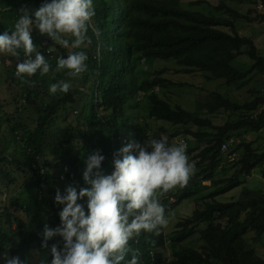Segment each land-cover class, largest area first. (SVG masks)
Segmentation results:
<instances>
[{
  "label": "trees",
  "instance_id": "1",
  "mask_svg": "<svg viewBox=\"0 0 264 264\" xmlns=\"http://www.w3.org/2000/svg\"><path fill=\"white\" fill-rule=\"evenodd\" d=\"M183 1L93 0L95 16L88 32L95 42L94 55H90L89 61H86L88 70L81 74V77L91 82L93 114L87 125L91 126L94 132H85V143L74 152V156L68 161L69 164L78 165L80 161L86 163L88 157L95 152H99L105 159H122V156L118 155L121 149L130 143H137L133 134L136 127L131 125L130 117L126 113L133 97L136 98L135 103L138 106L141 105L140 100L146 99L150 119L172 125L213 128L211 121L199 113L202 107L210 113H214L218 108L232 113L246 112L235 126L218 128V135L213 139L208 134L187 131L186 134L193 135L198 141L196 147L187 150V155L197 153L192 158L198 162L196 166L202 169L199 172L207 174V179H211L213 172L219 167L223 158L221 147L228 142V137L233 132H259L264 128L263 97L240 105L226 99L221 93L213 92L209 101L202 103L199 109L190 111L181 106L173 107L157 93H151L154 87H167L172 84L168 79L159 77L140 81L136 76L138 64L153 60H174L186 73H206L209 80L224 79L230 86L245 81L252 72L264 73V56L260 54L254 40L241 36L235 27L237 20L246 19L247 16L230 5L253 0H219L215 6L208 0H197L193 3L211 7L215 11L214 14L186 9ZM260 1L264 6V0ZM45 2L50 0H0V34H10L14 30L15 24L23 15L20 11L22 7L27 6L34 12ZM257 18L264 20V11ZM223 28L230 29L231 32ZM33 29L38 28L33 25ZM45 37L51 45H55L49 37ZM56 48L57 59L67 58V48L61 45ZM243 54L252 62L245 70L237 65L238 58ZM13 61L16 68L17 64L21 63L14 59ZM139 91L144 93L140 100L137 99ZM23 96L28 104L36 108L40 117L35 130L22 135L21 139L27 148L21 155L24 158L22 163L26 169L33 171L36 187L41 190L42 202L56 212L57 206L46 198V195L52 194V190L45 189L46 186H54L56 178L45 164L41 165L39 159L44 155L48 129L56 119L58 111L66 108L68 104H76L77 100L71 90L63 98L46 100L43 103L38 101L37 94L31 89H27ZM13 123L11 135L16 141L19 126ZM241 146L244 153L237 162V177L250 176L259 167L264 177V145L258 148L250 143H243ZM115 147L116 150L113 149ZM132 154L138 155V152L134 149ZM14 155L12 160L0 159V179L8 181L9 184H13L15 179L5 165L21 162ZM205 163L208 165L203 168ZM73 174L70 170L69 178H72ZM197 177L200 175L197 174ZM240 185L243 184L234 182L232 187ZM189 186L190 183L179 190L181 194L173 204H170V199L164 195L162 204L165 214L192 196ZM228 189L211 194L208 197L210 201L204 202L203 207L197 209L192 217L178 224V231L170 240V259L162 252L167 241L165 227L160 229L159 235L141 232L139 236L134 237L129 245L133 252L138 253L139 264H264V259L248 248L245 242L249 232H253L257 239L264 235V189L252 190L244 187L240 199L232 202L219 201L217 197ZM76 190L78 192L80 188ZM1 216L5 214H0ZM7 221L12 222V219L9 217ZM58 222L61 225V219L58 218ZM201 223H205L206 227L197 229ZM196 233L205 242L201 250L184 245ZM20 235L29 243L36 242L40 248H44V232L26 231L20 232ZM9 238L0 227V249ZM47 245L51 246V240L47 241ZM15 252L17 254V251ZM133 252H130L121 264H130ZM0 264L6 263L0 261Z\"/></svg>",
  "mask_w": 264,
  "mask_h": 264
},
{
  "label": "rangeland",
  "instance_id": "2",
  "mask_svg": "<svg viewBox=\"0 0 264 264\" xmlns=\"http://www.w3.org/2000/svg\"><path fill=\"white\" fill-rule=\"evenodd\" d=\"M197 0H184L182 2L186 9L206 14H214V10L206 5H194ZM215 6L219 0H208ZM230 5L247 16L246 19H240L235 22V27L241 36L251 37L262 56H264V20L257 18L264 11V6L260 0H253L243 3H230ZM225 31L231 32L230 29L223 28ZM94 32H96L94 30ZM88 39L81 48H67L68 53L83 51L86 53L89 61L94 55L95 42L92 35L87 32ZM69 40V44L74 41V37H63ZM32 39L37 45V50L41 52L51 65L52 71L47 75H41L40 71L34 76L24 75L23 80L16 75V67L14 61L23 62L26 59L23 50H20L19 58L6 53H0V159H14L13 155L21 161L19 164L5 165L8 172L15 179L13 184L0 179V227L10 236L6 240L5 246L0 249V261L6 263L5 253L13 257L10 253L12 249L17 251L14 257H19L26 264H39L40 260H44L46 264H51L53 259L51 255V247L57 244L63 248V239L59 236L51 239V246L40 248L36 242L29 243L24 240L20 232L37 233L44 232L45 225L55 229L60 226L58 218L64 205H58L55 201L57 191L61 194H67L66 189L69 186L81 189H90L83 178L86 170V163L80 161L78 165L69 164V160L74 156L84 143V134L86 131L94 132L87 123L92 119V91L91 82L84 77L70 78L67 71L62 70L55 72L57 66V44L51 45L45 35H41L38 29H33ZM52 47H55L53 49ZM51 49V51H49ZM91 55V56H90ZM34 58V54H33ZM252 62L243 54L237 60V65L242 69H248ZM14 65V67L12 66ZM15 71V72H14ZM136 76L140 81L153 80L156 78H166L171 81L167 87L158 86L160 91L158 96L168 101L173 107L181 106L184 109L195 111L199 109L202 103L209 101L213 92L221 93L226 99L232 102L244 105L254 101L258 97L264 98V73L252 72L249 77L238 83L237 85H227L224 79L209 80L208 74L202 72H184V68L174 60H153L138 64ZM60 80L69 81L71 83L70 90L73 92L76 104H68L66 108H61L56 119L48 129L46 137L44 155L40 157L41 165L45 164L56 178L54 186H46V190H52V194L46 195L58 208L53 212L41 200L40 191L36 187V178L33 171L23 166L24 158L21 156L23 151L27 150L25 143L22 141V135L34 131L40 113L36 108L26 102L24 92L27 89L35 91L38 101L43 103L46 100L63 98L65 93L57 92L55 95L50 94V84ZM158 91V90H157ZM94 96V93H93ZM95 100L97 98L95 97ZM141 105L138 106L136 98L130 100V104L126 109L127 115L130 117L131 125L136 127L133 131L134 138L137 143L144 145L148 139L167 138L170 145L179 144L183 140L187 142V150L193 149L198 145V141L190 133H204L210 135L211 139L218 135V128L226 125L235 126L243 119L246 112L232 113L224 109L218 108L214 113H210L207 109H200L199 113L202 117L211 121L213 128H199L193 125H172L168 122L150 119L148 116V103L146 99L140 100ZM100 114H102L100 112ZM15 122L19 126L16 141L11 135V127ZM229 139H235L234 144L227 152H222L223 158L219 167L211 179H207V174L199 172L196 166V173L189 181L193 185L190 188L191 197L183 200L179 206L166 214L168 224L164 233L167 244L162 249L167 259L172 257V249L169 240L177 233L178 224L193 216L197 209L203 207V203L210 201L209 196L218 193L219 190L229 188L217 199L221 202H232L238 200L242 196L244 187L252 190L264 189V177L261 168H256L250 176L237 177V162L241 159L244 149L243 143H250L255 147L261 148L264 145V128L259 132H233ZM92 138H90L91 140ZM228 139V140H229ZM222 148V147H221ZM116 150V147L113 148ZM197 153L188 155L190 161L198 162L193 159ZM114 159H104L101 165V171L105 175H111L114 170ZM207 163L203 164V168L207 167ZM73 171L72 178H69V171ZM197 174L200 177H197ZM234 182L242 183L238 187H232ZM189 186V187H190ZM232 187V188H231ZM180 189L177 187L166 194L160 195L162 203L164 195L170 199V204L177 202ZM189 189V188H187ZM77 193H79V191ZM79 204L84 206L86 214L88 213V198L78 200ZM11 218L12 222H8L7 218ZM14 217V219L12 218ZM21 224L25 226L22 227ZM206 224L201 223L197 229H203ZM246 244L248 248L253 249L256 254L264 259V235L257 239L253 232L246 235ZM205 242L199 238L196 233L191 239L184 243L185 246H192L201 250ZM16 253V252H15ZM38 253V256L36 255Z\"/></svg>",
  "mask_w": 264,
  "mask_h": 264
},
{
  "label": "clouds",
  "instance_id": "3",
  "mask_svg": "<svg viewBox=\"0 0 264 264\" xmlns=\"http://www.w3.org/2000/svg\"><path fill=\"white\" fill-rule=\"evenodd\" d=\"M20 11L23 15L14 30L10 34H0V53L19 58L20 50H23L26 59L17 64L16 71L22 80L25 74L31 77L38 70L41 75L52 71L32 39L33 25L55 44L77 49L85 45L95 16L93 0H50L34 12L27 6ZM65 36L75 38L71 45L63 38ZM87 59L83 51L70 52L67 58L57 59L55 72L66 69L69 77H79L88 70ZM71 86L69 81L60 80L50 84L49 92L66 94ZM159 91L160 88L154 87L151 93ZM143 96L142 91L137 93L138 100ZM134 149L138 155L132 154ZM118 155L122 159L114 160L115 170L111 175L101 171L103 155L95 152L88 157L83 178L90 189H81L77 193L75 187L69 186L66 195L57 191L55 201L64 205L59 213L61 225L55 229L45 225L42 246L47 248V241L59 236L63 239V248L52 245L51 264H121L133 252L129 242L134 237L141 232L159 235L160 229L167 226L168 218L159 194L187 186L197 171L195 162L187 155L186 144L170 145L163 137L148 139L144 145L130 143ZM85 197L88 198L87 214L84 206L78 203ZM4 258L6 264H26L7 253ZM39 264L46 262L40 260ZM130 264H139L138 253L133 252Z\"/></svg>",
  "mask_w": 264,
  "mask_h": 264
},
{
  "label": "built area",
  "instance_id": "4",
  "mask_svg": "<svg viewBox=\"0 0 264 264\" xmlns=\"http://www.w3.org/2000/svg\"><path fill=\"white\" fill-rule=\"evenodd\" d=\"M182 142H184L187 146L186 141H182ZM235 143H236L235 139H229L227 143L222 145L221 148L222 152H227Z\"/></svg>",
  "mask_w": 264,
  "mask_h": 264
},
{
  "label": "water",
  "instance_id": "5",
  "mask_svg": "<svg viewBox=\"0 0 264 264\" xmlns=\"http://www.w3.org/2000/svg\"><path fill=\"white\" fill-rule=\"evenodd\" d=\"M53 49H55V47H52ZM10 253H11V255L14 257L15 256V250L14 249H12L11 251H10Z\"/></svg>",
  "mask_w": 264,
  "mask_h": 264
}]
</instances>
